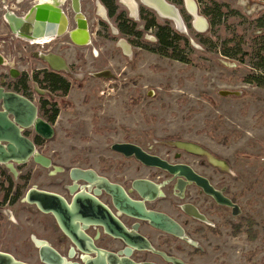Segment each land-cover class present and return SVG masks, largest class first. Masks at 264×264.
<instances>
[{"label":"rangeland","instance_id":"374dc122","mask_svg":"<svg viewBox=\"0 0 264 264\" xmlns=\"http://www.w3.org/2000/svg\"><path fill=\"white\" fill-rule=\"evenodd\" d=\"M133 1L139 4L137 18L122 0H115L120 11L140 29L143 28L142 8L154 13L160 24L169 22L177 33L190 39L194 62L187 66L151 50L133 47L131 38L120 34L102 0H82V14L89 22L91 44L76 48V59L70 58L77 78H67L70 97L58 94L62 115L54 127L55 136L39 151L52 158L56 167L68 170L94 167L117 183H123V172L129 184L147 178L151 172L144 168L139 171L136 162L115 153L111 147L117 143L136 144L171 163L191 165L217 188H224L227 196L241 208V215L232 218L227 209L211 208L212 201L210 204L192 189L194 195L185 202L199 205L221 235L214 237L204 224L193 221L186 227L191 233L189 238L203 246L205 252L198 255L194 247L176 240L171 252L200 264H264V89L243 82L256 58H248L242 64L221 54L222 50L238 43L251 53L254 39L264 35V29L258 26L264 19V3L204 0L200 4L196 1L199 15L208 24L205 10L217 17L216 27L200 32L194 28V19L183 0L185 14L192 25V31L183 32L174 22L141 5L139 0ZM215 4L220 5L222 16H218ZM182 18L185 22L183 15ZM144 39L156 42L154 32L146 33ZM123 41L131 47L130 54L122 48ZM104 71L110 72L108 78L95 76ZM223 92L239 95L223 96ZM32 95L39 104L40 98ZM183 142L202 147L219 162L227 163L228 169L225 163L224 169L212 164L213 157L211 163L206 156L179 148L178 143ZM102 158L104 162L100 163ZM0 170L3 182L11 177L14 184L21 186L18 175L29 174L30 182L23 193L39 187L64 194L58 185L63 177L52 176V169L31 163L13 166L14 176L6 166L0 165ZM171 200L183 202L176 197ZM248 218L256 221L259 239L255 242L249 241L247 234L234 235L231 229V224L237 225ZM183 219L186 218L181 217ZM197 229L201 231L195 232ZM19 239L21 233L13 232L12 244L0 241V248L27 258L26 250H21L25 247L17 246ZM251 253L257 255L250 261Z\"/></svg>","mask_w":264,"mask_h":264},{"label":"flooded vegetation","instance_id":"af4514ba","mask_svg":"<svg viewBox=\"0 0 264 264\" xmlns=\"http://www.w3.org/2000/svg\"><path fill=\"white\" fill-rule=\"evenodd\" d=\"M47 4L50 6V11L48 12L43 9V6ZM78 4L82 12V0H0V90L4 93L20 95L33 102L38 108V117L53 127L57 124L60 117L61 108L57 102V98H59L58 94L61 91H53L52 86L54 85L55 88L60 85V79L67 80L69 77L77 78L75 64L71 63L70 58L73 56L74 60L76 59L74 56L76 54V48L86 47L91 44L90 32L88 36L81 32H75L78 28L76 13V6ZM8 15H13L23 20L24 35L21 36L12 31L11 26L6 20ZM45 20H48L47 23L51 27H54L53 34L35 38L36 30L39 29L42 31L40 26L46 23ZM86 20L88 21L87 18ZM62 24L65 29L64 34H61L59 29ZM46 37H49L48 41H43ZM77 39L81 42H77ZM57 60H63L65 67L56 66L58 64ZM32 93L40 98L39 104L33 99ZM46 95L50 98H43ZM44 102H49L50 104L46 108L47 111L48 109H52L54 104H57V108H60L55 122L51 121L52 113L43 110ZM3 110L4 102L0 99V112ZM10 119L13 120V117H10ZM23 135L31 139L40 155L51 161V166L45 167L38 164L35 161V156L23 163L14 162L13 166H25L32 163L43 166L46 170L52 169V176L62 175L63 177L58 185L61 186L64 194L41 190L39 187L31 189L61 196L72 213H74L72 206L77 195L79 198L85 195H92V199L96 201L97 205H92L90 210L83 208L80 212L71 217L67 216L64 220V223H66L69 219V225L71 224L70 228L74 232H79L80 235L92 239L95 248H92L90 253L82 252L64 233L59 220L53 214L44 213L37 204L30 203L27 200V195L31 189L25 193L23 192L28 185L27 183L30 182L29 174L24 175L20 173L18 175V181H22L23 183V186H21L20 184H14L13 180L10 179L11 177L5 178L4 176L5 182H3V172L0 170V241H5L7 245H11L13 232L21 233L20 243H17V246L25 247L22 249L19 247V249L26 250L25 257L27 258L17 257L10 250L3 248H0V253L11 256L17 263L47 264L42 261L41 250L45 246H49L56 250L70 264H91V261L98 257L97 254L99 251L105 257L107 264H174L168 260L172 258L180 259L186 264H200L192 260L187 261L171 252L174 249L175 240L185 242L194 247L198 255L205 252L203 246L189 238L191 233L187 231L186 227L190 226L193 221L204 224L206 230L210 231L214 237L218 236L213 233V230L218 231L221 235L218 227L209 220V217L201 210L199 205L196 206L193 202H185L187 198L194 195L192 189H196L195 193L198 194L197 196L201 195L208 202L212 201L211 208L217 209L218 207L227 209L230 211L232 218L235 217L233 216L232 208L218 204L197 185L188 184L184 188H181L178 179L174 178L168 172L158 168L147 167L134 157L126 158L124 155L117 153L123 158L136 162L139 165V171H141V168L151 171L147 178L137 180H146L157 185L159 187V195L157 198L153 200L142 199L139 192L134 189V182L136 180L129 184L125 172H123V183H117L113 182L103 172L94 167L79 168L83 170H94L100 177L107 178L112 183L121 185L130 199L136 202H144L148 211L163 214L177 222L185 231V237L179 238L171 233L163 232L154 227L149 221L138 220L120 211L115 206L111 195L104 189H99L95 194L97 188H94L89 182L83 180L74 181L71 174L72 169L68 170L56 167L53 164L52 158L44 156L39 151V149L45 148L50 140L43 139L32 129L25 130ZM146 152L153 155L148 151ZM159 158L171 163L167 159ZM101 162H104L103 158L100 160ZM0 165L6 166L11 172L12 167L4 164ZM185 165L192 167L189 164ZM194 171L201 175L195 169ZM11 173L14 176L13 172ZM201 176L205 177L203 175ZM207 179L215 189L223 192L225 197L236 204L227 196L224 188H217L209 178ZM173 197L183 202L179 204L177 201L171 200ZM19 206H22V208L19 209ZM190 210L197 212L198 217L191 216ZM106 211L127 232L137 233L146 239L151 249L144 250L127 246L124 239L113 237L106 231L104 226L97 223V220H94V216H89V214H95L99 218L105 219ZM20 213H22L21 216L18 215ZM181 217H185L186 219L181 220ZM231 225L232 229L234 224ZM200 231L201 229L195 230L197 233Z\"/></svg>","mask_w":264,"mask_h":264},{"label":"water","instance_id":"95a60500","mask_svg":"<svg viewBox=\"0 0 264 264\" xmlns=\"http://www.w3.org/2000/svg\"><path fill=\"white\" fill-rule=\"evenodd\" d=\"M189 1V3H187ZM140 4L154 11L159 17L174 22L180 31L187 32L188 28L182 18L180 9L169 3L167 0H139ZM186 8L193 17V26L200 32L206 31L209 28L208 21L199 15V7L195 0H185ZM139 4L134 2L131 7V15L134 18L139 16L138 13ZM45 11H50V6L47 4L43 6ZM78 28L75 32H81L85 35L89 34V23L85 16L82 14L79 4L76 6ZM84 16V17H83ZM8 24L14 33L24 35L23 20L13 15L6 17ZM45 24H41L42 31L36 30L34 37L50 36L53 34L54 27L50 26L45 20ZM64 24V23H63ZM59 27L61 34H64V25ZM129 47V53L131 47ZM109 71H104L96 74L97 78H108ZM223 96H238L239 93L223 92ZM0 99L4 102V110L0 112V164L8 165L13 167L14 162L23 163L35 156V161L45 167L51 166V161L39 154L35 144L31 139L25 137L23 132L25 130L32 129L37 135L45 140H52L55 136L54 127L43 121L38 117V108L30 100L14 94L4 93L0 90ZM13 117V120L10 119ZM187 144V148L184 149L188 152L206 156L209 161L213 156L202 147L192 144ZM111 149L119 154L124 155L126 158H136L142 164L150 168H158L168 172L174 178L178 179L181 188H184L188 184H195L203 190L205 194L211 196L218 204L233 209V216L237 217L241 214V209L238 205L234 204L229 198L225 197L223 192L215 189L210 181L197 174L194 169L185 164H171L167 161L150 155L140 146L131 143H117L112 145ZM197 151H194V150ZM215 158V157H213ZM216 159V158H215ZM218 160V159H217ZM220 161V160H218ZM224 162V161H223ZM212 163V162H211ZM225 163V162H224ZM214 164V163H212ZM228 169L227 163H225ZM216 165V164H214ZM218 166V165H216ZM220 167V166H219ZM224 169V168H223ZM72 178L74 181H87L94 188H97L96 192L100 189L107 191L111 195L115 206L123 213L134 217L138 220L149 221L154 227L162 230L163 232L171 233L176 237L184 238L185 231L183 228L171 218L148 211L144 202H136L130 199L125 192L124 188L116 183H112L107 178L100 177L94 170H83L74 168L71 171ZM134 189L139 192L140 196L144 200H153L159 195V187L146 180H136L134 182ZM92 195H85L82 197H75L73 204V211L65 204L64 199L56 194L43 192L36 189H31L27 195V200L30 203H35L41 211L47 214H53L58 220L69 239L84 253H90L92 248H95L93 240L87 236L76 233L70 228L68 222L64 223L65 218L71 217L76 213L80 212L83 208L90 210L92 205H97L96 201L92 199ZM93 203V204H92ZM190 215L198 217L197 212L190 210ZM94 216V220L97 223L104 226L106 231L116 238H122L125 240L127 246L136 247L138 249H151L149 242L138 235L137 233H130L114 219L109 212L106 211V218L101 219L95 214H89ZM98 257L91 261V264H107V261L101 252H98ZM42 261L47 264H70L59 255V253L49 246H45L41 250ZM174 264H186L180 259L172 258L168 259ZM0 264H21L17 263L11 256L0 253Z\"/></svg>","mask_w":264,"mask_h":264},{"label":"trees","instance_id":"16d2710c","mask_svg":"<svg viewBox=\"0 0 264 264\" xmlns=\"http://www.w3.org/2000/svg\"><path fill=\"white\" fill-rule=\"evenodd\" d=\"M173 5H177L180 8L181 14L184 16L185 23L190 31H192L191 20L186 16L183 0H167ZM198 3L202 4L204 0H195ZM260 3H264V0H256ZM105 7L108 9V14L111 19H114L116 22L117 28L120 34L126 38H131L130 44L140 50H151L153 53L160 55L171 60H175L191 66L194 62L193 58L190 55L191 44L190 39L186 36H183L177 33L167 22L162 25L158 22L156 15L144 8L141 9L140 18L143 24V28L140 29V26L133 20L127 17V14L123 11H120V8L117 6L115 0H102ZM196 2V3H197ZM198 5V4H197ZM216 11L218 16H222L223 11L221 10L220 5L215 4ZM204 15L209 19L210 29L212 30L217 26L216 19L217 17H212L207 10L204 11ZM260 28L264 29V19L260 20L258 25ZM148 32H154V37L156 42L145 41L144 36ZM200 36H198L199 38ZM201 42V41H200ZM228 43V42H227ZM254 47L250 51H244L242 45L238 43L235 44L233 48L227 50H222L221 54L226 58L237 59L240 63H246L248 58L255 59L252 63L251 72L243 79V82L255 87L264 89V35L257 36L253 41ZM231 49V50H230ZM232 52V53H231ZM54 83V82H52ZM53 91H61L63 95H67L70 91V83L66 79H60V85L54 88ZM47 106H50L49 102L43 103V110L46 112H51V121L55 122L57 119L60 108H57V104L53 105L52 109L46 110ZM96 122V120H95ZM96 132V131H95ZM256 221L253 218H248L242 220V223L233 225V233L238 236L239 234H247L248 240L255 242L259 239V232L255 230ZM213 233L216 236H219L218 231L213 230ZM257 253H251L249 260L251 261Z\"/></svg>","mask_w":264,"mask_h":264},{"label":"bare ground","instance_id":"6f19581e","mask_svg":"<svg viewBox=\"0 0 264 264\" xmlns=\"http://www.w3.org/2000/svg\"><path fill=\"white\" fill-rule=\"evenodd\" d=\"M62 2V1H61ZM122 2H124L127 6H129L130 8L132 7V5H134V1L133 0H122ZM64 3V2H63ZM187 3H189V1L187 2ZM84 17V16H83ZM77 33H79V32H77ZM89 38V37H88ZM48 39H49V37H46L43 41H48ZM77 42H81V41H79L78 39H77ZM121 46H122V48L125 50V52L126 53H128V54H130L129 53V47H128V44L126 43V42H122V44H121ZM54 62V61H53ZM52 62V63H53ZM57 62H58V64H56V66H60V67H62V68H64L65 67V64H64V62H63V60H57ZM178 145H179V148H181V149H186L188 146H187V144H183V143H181V144H179L178 143ZM194 151H197L196 149L194 150ZM213 161V163L214 164H216V165H218V166H220V167H225V164L224 163H221V162H219L217 159H213L212 160Z\"/></svg>","mask_w":264,"mask_h":264},{"label":"crops","instance_id":"0c3cea01","mask_svg":"<svg viewBox=\"0 0 264 264\" xmlns=\"http://www.w3.org/2000/svg\"><path fill=\"white\" fill-rule=\"evenodd\" d=\"M70 93H71V92L69 91V93H68V95H67L66 97H70ZM61 115H62V112H60V117H59L58 121L60 120ZM57 123H58V122H57ZM55 126H56V125H55ZM55 126H54V127H55Z\"/></svg>","mask_w":264,"mask_h":264}]
</instances>
